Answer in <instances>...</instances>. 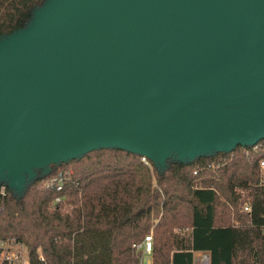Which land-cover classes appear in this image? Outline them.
<instances>
[{
	"label": "water",
	"instance_id": "obj_1",
	"mask_svg": "<svg viewBox=\"0 0 264 264\" xmlns=\"http://www.w3.org/2000/svg\"><path fill=\"white\" fill-rule=\"evenodd\" d=\"M262 138L264 0H48L0 41V180L15 188L97 147L162 165Z\"/></svg>",
	"mask_w": 264,
	"mask_h": 264
},
{
	"label": "trees",
	"instance_id": "obj_2",
	"mask_svg": "<svg viewBox=\"0 0 264 264\" xmlns=\"http://www.w3.org/2000/svg\"><path fill=\"white\" fill-rule=\"evenodd\" d=\"M47 2L0 0V41L28 28ZM140 156L97 147L34 168L22 188L0 193V236L23 243L29 264H145L132 245L150 231L148 264H196V252L208 264H264V185L243 145L162 165ZM59 173L61 190L47 185ZM238 187L250 190V214Z\"/></svg>",
	"mask_w": 264,
	"mask_h": 264
},
{
	"label": "built area",
	"instance_id": "obj_3",
	"mask_svg": "<svg viewBox=\"0 0 264 264\" xmlns=\"http://www.w3.org/2000/svg\"><path fill=\"white\" fill-rule=\"evenodd\" d=\"M243 145V144H240ZM244 153L250 155L252 161H256L259 164V185H264V138L258 140L254 144L243 145ZM140 160L146 165H150L149 158L145 155L140 156ZM214 167V164H212ZM65 179V174L59 173L52 180L47 182V185L52 183L56 189L61 190L63 186V181ZM4 185L1 186L0 193L4 194ZM235 194L237 196L240 209L242 212L250 214L252 212L251 195L250 190L244 188H236ZM60 201V197L55 198V202ZM152 231L144 236V238L138 242L134 243L132 247L141 251L142 255L140 262L145 263L144 258L150 257L152 252ZM208 258V257H207ZM0 264H29L28 252L23 243L19 242L14 236L1 237L0 236Z\"/></svg>",
	"mask_w": 264,
	"mask_h": 264
},
{
	"label": "rangeland",
	"instance_id": "obj_4",
	"mask_svg": "<svg viewBox=\"0 0 264 264\" xmlns=\"http://www.w3.org/2000/svg\"><path fill=\"white\" fill-rule=\"evenodd\" d=\"M168 156H178L182 158L183 156L178 153L177 151L171 149L168 153ZM31 171L34 173V168L31 169ZM25 174H28V172H25ZM26 251L28 252L27 248ZM196 264H208V258H207V253L206 252H200L196 254L195 256Z\"/></svg>",
	"mask_w": 264,
	"mask_h": 264
},
{
	"label": "crops",
	"instance_id": "obj_5",
	"mask_svg": "<svg viewBox=\"0 0 264 264\" xmlns=\"http://www.w3.org/2000/svg\"><path fill=\"white\" fill-rule=\"evenodd\" d=\"M198 253H200V252H196V253H195V256H196V254H198ZM144 261H147L148 263H150V257H149L148 259L144 258ZM195 261H196V260H195ZM148 263H147V264H148Z\"/></svg>",
	"mask_w": 264,
	"mask_h": 264
}]
</instances>
